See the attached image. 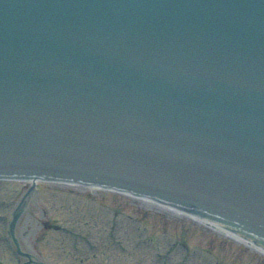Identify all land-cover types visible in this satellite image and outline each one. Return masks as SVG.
<instances>
[{
  "label": "water",
  "instance_id": "water-1",
  "mask_svg": "<svg viewBox=\"0 0 264 264\" xmlns=\"http://www.w3.org/2000/svg\"><path fill=\"white\" fill-rule=\"evenodd\" d=\"M4 1L0 0V44H16L20 41L31 44L44 41L53 43L56 35L58 36V38L55 37L57 42L53 44V47L44 50V53L63 54V52H67L72 58L70 51H73V49L70 50L68 47V42L72 41L74 44L71 45L76 53L78 54L79 52V55L91 60L90 63L85 65L77 63L78 65L75 67L78 69L58 70V73L63 76L68 75L67 78L62 77V79L53 75H43L44 77L40 78L39 75L34 74L33 78H29V83L33 86L45 87L46 89L50 87L60 88L61 91L69 89L71 92H81L83 94L88 93L93 86L101 85L102 83L100 82L102 81L100 80L103 78L115 81L122 75L123 71L133 77L131 82L134 85H141L140 80L143 72L139 69H135L132 72L127 67L135 60L148 57L142 47L144 43L153 44L154 46L164 44L166 47L183 49L184 52L197 51L200 52L198 60H201L206 57L205 53L211 47L219 44L220 40L226 36L229 37L231 34H236L237 37L244 27V24L235 22L238 13L230 9H217L219 8V0L214 1L212 8H205L204 6V11L200 15H197L198 3L195 0H152L151 2L156 1L162 5V9L166 8L164 2H167L171 8L170 10L165 9L166 15L158 19L154 18L146 0L142 1L140 7L138 6L140 0H36L37 4L24 0L23 2L18 1L15 6L6 5ZM201 1L204 3L207 0ZM257 5L258 3L254 4V6ZM124 8L126 12L122 11ZM159 10L161 9H156L155 13L159 12ZM66 11H69L68 14L71 16L70 25L78 26L75 31H62L60 28L61 23L65 21L67 16ZM123 13H125V17L122 15ZM150 20L152 21L151 23L149 22ZM7 26H13V28L10 30ZM254 28L249 34L239 37V40L232 41L224 51H215L218 53L219 58H223L226 55L239 57L242 53L247 58H251L252 63L249 64L253 65V69H249L248 66L247 69L244 68L245 71L239 74L240 77L245 79L252 78V73H256L264 67V50H262L264 49V25L258 26L256 24ZM215 48L220 50L219 47ZM157 50L164 52L162 48ZM215 52L212 56H214ZM210 58L211 56L208 57L209 61ZM101 62L109 63L114 69L110 70V75L104 77L99 76L100 73H95L98 77H96L94 84L73 81V76L69 74L70 72L77 73L78 71L80 76L89 74ZM116 66H118V69H116ZM106 72L108 73L107 70ZM230 72H232L231 69ZM262 74L258 72L259 78L255 80L256 83L252 81L249 85L248 81L236 79L233 76L225 81L219 79V90L227 93L229 89L233 88L235 94H239L238 91H242L243 96L248 99L247 104L249 106L256 104V102H262L264 101V75ZM210 80L216 81L217 77H213ZM73 83H75L74 86L72 85ZM100 89H103V87H100ZM41 92L39 91L37 94ZM239 95H236L235 99ZM77 100L79 99L77 98L76 101H73L67 109H62L61 105H57L46 113V110H44L45 104H41L42 101L38 99V95H32L27 100V103H21V99L18 100L16 97L10 96L5 103L2 101L0 93V148L2 149L6 144H11L10 147L25 153V158L22 160V162H25V166L15 168L14 172L13 170L10 172L1 170L0 175H27L57 179L64 178L68 168H76L77 165L69 160L60 159V148L57 142H55L54 146L51 144L47 146L48 143L40 138L37 132L41 128L46 131L56 125L55 132L58 134L57 136L53 135L55 139L59 140L61 132L66 130L64 128L65 123L71 127L68 130L70 134L78 128L77 126L81 125H86L85 129L87 132L98 134L97 132L101 131L111 121L119 122V119L113 118L115 110L119 109L104 108L106 105L104 102L99 106L93 102L90 108L84 106L83 109V101ZM244 109L242 108V110ZM101 113L106 116V121L97 124V118H100L99 114L101 115ZM4 120L5 123H3ZM9 128L14 130L11 136H9ZM4 137H8V139H4ZM51 137L52 135L50 134L47 140H51ZM20 138L28 145L26 149L21 144L15 143ZM108 143L111 145L109 150L116 149V147H112L111 139L108 140ZM87 146L89 147L90 145ZM27 150L37 152L38 155L43 156V159L41 161L37 158L29 160ZM201 156L203 154H200L191 166L197 163L201 165L202 169L203 166L208 167L204 163L205 160L200 158ZM1 160L3 164L10 161L18 163V161L6 155ZM40 163L50 166L49 169L37 168L34 165ZM90 167V163L87 162L84 169H89ZM261 175L262 172L257 173V177ZM75 180L77 179L75 178ZM83 182H89V180ZM189 202L192 204L191 201ZM24 203V200L19 203L9 220L8 237L14 241H16L13 232L15 223ZM185 208L188 210L193 209L192 206H185ZM219 221L224 223L226 227L234 229L264 247V240L257 235L242 230L228 221ZM209 226L243 240L225 228H220L215 224ZM247 244L253 246L249 241ZM17 251L19 252V250Z\"/></svg>",
  "mask_w": 264,
  "mask_h": 264
},
{
  "label": "rangeland",
  "instance_id": "rangeland-1",
  "mask_svg": "<svg viewBox=\"0 0 264 264\" xmlns=\"http://www.w3.org/2000/svg\"><path fill=\"white\" fill-rule=\"evenodd\" d=\"M29 184L0 180V264H17L2 242V223ZM35 185L39 194L28 202L34 224L24 233L34 229L35 247L52 264H264V254L245 243L127 193L40 179Z\"/></svg>",
  "mask_w": 264,
  "mask_h": 264
},
{
  "label": "flooded vegetation",
  "instance_id": "flooded-vegetation-1",
  "mask_svg": "<svg viewBox=\"0 0 264 264\" xmlns=\"http://www.w3.org/2000/svg\"><path fill=\"white\" fill-rule=\"evenodd\" d=\"M31 237V234H25L24 236L18 234V241H19V244L21 245L22 247V250H23V253L25 255L22 256L23 258V262H29V255L32 253L31 249V241H32V238Z\"/></svg>",
  "mask_w": 264,
  "mask_h": 264
},
{
  "label": "bare ground",
  "instance_id": "bare-ground-1",
  "mask_svg": "<svg viewBox=\"0 0 264 264\" xmlns=\"http://www.w3.org/2000/svg\"><path fill=\"white\" fill-rule=\"evenodd\" d=\"M33 181H35V178L33 179ZM140 199L143 200V201L149 202V204H151V205H156V206L161 207V208H164V209H169L171 212H174L175 214H178V213H179V214H182V212H179L178 210H176V209H174V208H171V207L165 206V205H163V204H161V203L158 204V202L152 201V200H150V199H148V198L141 197ZM215 229H216V228H215ZM216 230H218V229H216ZM218 231H220V230H218Z\"/></svg>",
  "mask_w": 264,
  "mask_h": 264
}]
</instances>
